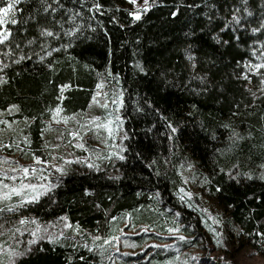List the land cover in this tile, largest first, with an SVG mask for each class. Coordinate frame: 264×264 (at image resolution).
<instances>
[{
	"label": "trees",
	"instance_id": "trees-1",
	"mask_svg": "<svg viewBox=\"0 0 264 264\" xmlns=\"http://www.w3.org/2000/svg\"><path fill=\"white\" fill-rule=\"evenodd\" d=\"M132 8L20 0L3 26L0 231L49 228L12 248L13 264H205L190 256L204 235L264 257V0H150L138 19ZM98 93L123 98L120 158L34 169L57 143L73 149Z\"/></svg>",
	"mask_w": 264,
	"mask_h": 264
},
{
	"label": "rangeland",
	"instance_id": "rangeland-1",
	"mask_svg": "<svg viewBox=\"0 0 264 264\" xmlns=\"http://www.w3.org/2000/svg\"><path fill=\"white\" fill-rule=\"evenodd\" d=\"M129 1L133 4L132 11L135 19H137V16L140 17L145 9L149 8L150 4V0H148L147 5L145 4V0ZM122 101V97H112L106 101L102 93H98L95 96L88 114L83 117L81 122L82 127L77 129L75 132L76 134H73L71 137L73 138V149L69 148L64 142L57 143L58 148L64 150L61 152L55 150L52 153L51 159L47 162L37 160L40 162H35L34 169L36 168L39 169L41 173L47 172L50 175L58 177L66 175L68 172H71L72 169L78 168L79 166H86L90 169L94 167V162H97L98 160L104 162L103 166L108 163L109 167H112L110 164L112 163L114 165V163L120 158L121 152L124 151L125 134L120 116ZM53 117L56 123H61L65 120H63L61 110H56ZM3 132L4 131H2V134ZM100 138L103 139V142L105 143L104 146L95 142V140H99ZM88 144L95 148L98 147L99 149L94 150L93 148H90ZM100 147H102L101 150ZM13 195H18V193ZM39 198L40 195L37 196V199ZM7 221H9V219L3 223ZM33 223H35V225H33L35 230L33 228L31 230H29L30 228L14 229L9 226L8 228L4 226L5 224H2L1 231H3V238L6 241L5 243L3 242V246L6 248H0L1 264H13V258L16 253L11 249H17L18 247H21L20 244L22 242L33 239L37 234L36 230L42 229L41 231L44 232L49 230V228L45 226L42 227L38 222L33 221ZM175 242L176 241H171L167 245H172ZM150 245L159 246L156 242ZM217 249L218 245L215 241V236L206 235L205 237L204 235V238L203 236L201 237L198 250L195 249L191 251L190 256L192 259L198 261L204 259L205 264H223L224 261L232 262L233 264H264V257L256 254L251 248H245L238 253H227L225 251L219 252Z\"/></svg>",
	"mask_w": 264,
	"mask_h": 264
},
{
	"label": "snow or ice",
	"instance_id": "snow-or-ice-1",
	"mask_svg": "<svg viewBox=\"0 0 264 264\" xmlns=\"http://www.w3.org/2000/svg\"><path fill=\"white\" fill-rule=\"evenodd\" d=\"M20 2V0H7L5 7H0V44H4L6 41L9 40L10 32L8 29L4 28V25H7L9 23L15 24V11H16V5ZM148 0H145V4L147 5ZM147 10V9H145ZM139 17L137 16V19ZM48 35H52V33H48ZM253 67L259 68L261 65H254ZM38 163L40 161H37ZM21 171L25 174V176L28 174L29 170L27 168L21 169ZM12 179H15V177H12ZM7 187V185H5ZM13 192H16L17 190L15 188L12 189ZM9 211H12L13 209H8ZM21 223H24V221H21ZM183 239V237H181Z\"/></svg>",
	"mask_w": 264,
	"mask_h": 264
}]
</instances>
